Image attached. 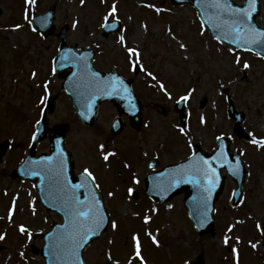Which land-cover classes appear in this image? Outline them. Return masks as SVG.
Here are the masks:
<instances>
[{
    "label": "rangeland",
    "instance_id": "1",
    "mask_svg": "<svg viewBox=\"0 0 264 264\" xmlns=\"http://www.w3.org/2000/svg\"><path fill=\"white\" fill-rule=\"evenodd\" d=\"M235 2L243 4L244 0ZM113 4L122 31L103 38L101 27H98L105 22L104 17ZM261 4L262 12L257 22L264 28V0ZM52 5L57 7V31L67 24L70 27L69 43L81 48L95 47L97 68H122L127 72L128 59L132 62L135 57L130 58L126 48L119 43V37L123 35L127 47L139 51L138 66L146 70L137 74L129 70L143 103V129L134 135V130L127 125L123 136L110 143L111 149L118 150L107 161L109 167L101 160L100 133L108 127L107 122L115 109L104 105L100 121L92 130L81 129L74 123L72 126L71 150L77 158L78 169L89 164L97 173V182L110 204L111 222L118 225L114 230L110 224L100 244L90 250L92 257L99 259L103 255L100 252H107L117 262L127 261L131 256L141 264V260L135 258L132 240L133 236H139L143 264H189L199 259L203 252L208 262L221 263L226 261L228 249L237 246L239 262H264V148L251 143L253 136L264 141V59L219 44L205 27L202 35L196 10L190 5H173L171 0H84L83 4L81 0H35L33 7L41 13ZM157 8L162 11L157 12ZM26 14L28 19H25ZM31 17V6L26 0H0V98L3 101L0 106H13L8 111L0 108V118L6 121L9 139L15 145L19 143L18 149L14 147L9 153L13 167L24 157L19 148L24 137L21 123L25 116L36 120L44 104H41L42 98L59 99L53 118L68 120L72 115L67 109L68 100L53 74V61L57 57L54 50L59 40L55 36L47 42L41 40L33 31ZM109 20L113 18L109 17ZM181 44L185 47L181 48ZM12 45L16 46L12 49ZM245 63L250 67L245 69ZM18 68L21 73L16 76ZM148 72L156 80L148 76ZM161 83L167 94L159 88ZM43 84L48 87L46 92L41 90ZM193 89L195 91L186 102L188 124L184 127L177 101ZM228 101L234 102L243 116L244 133L241 135L234 130V121L227 114ZM219 136L232 140V150L245 153L249 194L247 192L246 201L239 208H232L228 198L234 184L228 181L224 197L217 203V234L208 240L212 248L202 240V245L196 249L193 244L195 230L184 206V196L166 203L149 198L145 191L147 164L156 159L155 170H158L185 161L194 152L195 144L211 152L216 148ZM111 168L118 169L114 170L115 177ZM117 171L123 175V181L122 176L116 178ZM7 186L4 185V191L10 192V196L13 194L18 209L14 216H17L21 211V188L11 191ZM129 189L133 190L131 194ZM109 193L115 194L114 198ZM24 194L26 204H29V193ZM28 208L31 210V206ZM3 213L6 214V208ZM145 217H150V223H144ZM35 218L37 221L44 219L40 213ZM229 228H232L231 234L227 233ZM147 233L156 240L159 238V246ZM226 235L231 238L228 245L223 243ZM253 244L255 249L251 247Z\"/></svg>",
    "mask_w": 264,
    "mask_h": 264
},
{
    "label": "snow or ice",
    "instance_id": "2",
    "mask_svg": "<svg viewBox=\"0 0 264 264\" xmlns=\"http://www.w3.org/2000/svg\"><path fill=\"white\" fill-rule=\"evenodd\" d=\"M84 3V0H81V4ZM26 4L33 6L35 0H26ZM196 4L200 9L198 14L202 15L203 18L200 21L201 24V34L203 35L204 25H211L214 31H216V38L218 41L227 42L231 45H235L237 48H240L244 51H252L251 45L257 46L259 51L256 55L260 56L261 59H264V29H260L258 26L251 24L253 19V14L257 11V0H246L245 6L234 7L231 3V0H196ZM148 7H153L152 5H147ZM157 12L162 11V9H155ZM117 8L113 4L111 10L104 17L103 28H108L109 17L116 19ZM25 19H28L27 14ZM47 18H44L42 21V26L46 24ZM78 24V22H76ZM76 24L73 25L75 27ZM118 26V21L111 24L112 28ZM20 26L18 25L17 28ZM33 31H36L33 28ZM119 43L123 45L129 57H135V60L131 62V67L133 71H136L137 65L140 60V53L134 48H128L125 42L123 35L119 37ZM181 48L185 46L180 45ZM86 57H75L70 56L69 54H64L60 57L61 62L66 60H73L76 63L78 68L81 67L80 62L86 61ZM236 63H240V59H236ZM56 61H53V71H55ZM84 69L87 68L86 63L83 64ZM250 65L245 63L244 68H249ZM141 71H146L141 66ZM36 74L33 73V76ZM153 80H156V77L152 73L148 72ZM47 90V85L44 86ZM89 88L93 91L89 94L87 107L91 110L92 103L95 100V91H102L104 95H119L122 92L130 96L129 90L124 86L122 80H112L108 82L101 81L97 73H91V79L89 81ZM159 88L162 91L165 89L164 84H159ZM194 89L190 91L187 95L180 97V102H187ZM47 97L41 99V104L45 103ZM130 106L134 107V105ZM81 115H84L81 113ZM87 119V116H84ZM204 123V120H201ZM40 122L37 121V124ZM180 131L184 133V129L181 128ZM36 136L33 135L35 140ZM224 137H217L218 141H223ZM251 143L257 145L258 147L264 148V141L257 140L254 136L251 140ZM60 142H56L57 155L55 157H48L42 163L47 165L44 169V175L41 176L42 183L47 180L49 184L54 185L56 191V198L60 205V210L64 212L66 217V222L62 225L61 228L57 229L56 232L49 234L50 248L53 251V255L60 262V264H85L80 258V249L83 248L88 242L94 237L100 234V230L108 223V218L105 215L104 208L101 202V199L97 195V190L100 188V184L96 183V177L93 172L85 167L80 177V183L73 184L67 177V166L64 160V154L60 150ZM100 152L102 153V159L107 162L110 157L115 156L114 152H106L105 145H99ZM29 163H35L29 161ZM217 164L219 167L227 166L229 171L233 176H237L240 171V160H236L235 167H233L232 162L228 159L225 152V148L221 145L218 149L217 154L213 157L212 160L204 159L203 157H198L195 152L192 153V156L189 158V163L187 165H182L181 170L183 172L182 178L176 179L173 181V186L178 185L181 182L190 183L202 187L204 193L200 200V214L203 217L207 216L208 211V200L211 198L213 190L216 188L218 181L220 179L217 169L213 167V164ZM33 175H40V172H32ZM137 183L139 181H136ZM83 190L84 198L82 199L79 193ZM43 191V189H42ZM129 194L132 193V189H129ZM112 195V193H109ZM47 200V196H46ZM15 209V202H13V208L9 212V220L12 218L13 211ZM144 223H150V217H145ZM112 229H117L118 225L115 221L111 222ZM259 227V226H258ZM20 232L26 233L28 230L24 226H20ZM232 229L230 228L229 231ZM29 235H31L29 233ZM153 241L154 244L159 246V241L156 240L155 236H152L151 233H147ZM5 237L0 235V240H3ZM229 236H225L223 243L228 245ZM132 240L134 242V252L135 258L141 260L143 264V257L141 256V242L139 236H133ZM237 243H239V238H237ZM253 248L256 247L255 244L252 245ZM231 251L237 255L238 250L232 248ZM23 255V254H22ZM111 259V257H109Z\"/></svg>",
    "mask_w": 264,
    "mask_h": 264
},
{
    "label": "flooded vegetation",
    "instance_id": "3",
    "mask_svg": "<svg viewBox=\"0 0 264 264\" xmlns=\"http://www.w3.org/2000/svg\"><path fill=\"white\" fill-rule=\"evenodd\" d=\"M69 104L71 102L69 101ZM68 106L70 107V105ZM6 121L4 119L0 118V145H3L6 143V148L4 145V148H0V154H3L4 152V157L1 160L0 163V235L4 236L5 238L3 240H0V264H46L45 257L42 255V250H44V247L46 245V238L45 236L50 233L54 227H57L61 223L64 222V216L57 212V211H50L46 207H44L43 204V199L41 196V193L33 187V184L31 181H23L22 179L20 180H14L12 178V172L14 170V167L12 164H10L9 160V153L13 151V142L10 141L8 137V132L6 125H4ZM58 125H66L69 127V131L66 135V148L69 152L72 153L71 150V131H72V122L70 120H58L52 117V115L49 118V130L48 134L46 136V139L36 147L35 149V157L36 158H47L49 155H51L52 152V138L54 137L56 131H57V126ZM35 131V124L34 128H32L31 132L29 135H26L21 141V150L24 153V157L21 159V162H23L31 150V141H32V136ZM101 139L103 140V144H106V147L110 148V143L114 142L116 139L115 136L112 135L111 133V127L104 128L101 133H100ZM71 150V151H70ZM107 151V150H106ZM75 159V156H74ZM89 165V164H88ZM78 161L76 158V163H75V174H79L83 172V169H78ZM93 174L97 176V173L94 171ZM149 172L145 176V181L147 179V176H149ZM116 178L119 179L122 176V181L124 180L123 175L117 171L116 172ZM112 176L115 177V172L112 173ZM228 181H233L228 178ZM13 183L18 184L21 186V215L19 216L18 221H15V219L11 218L9 220L7 218V215L3 213V209L6 208V211L9 209V206H11V201L9 198L13 199L12 197H8L7 194L3 193L4 191V185H13ZM234 184V183H233ZM12 188V187H11ZM235 185L232 186L231 190V195L228 198V201H231L233 191H234ZM28 192L29 196V204H26L27 200L25 199V192ZM249 194V193H248ZM52 195L56 196V192H54ZM127 195V193H126ZM126 195H123L124 198ZM131 200V199H130ZM112 200L110 201V203ZM33 206V211L30 210L28 207ZM37 213H40L43 215L44 219L43 221H37L36 216ZM15 223H18L16 226H24L28 231L26 233H21L15 228ZM20 223V224H19ZM8 229V230H7ZM4 230L6 232H4ZM29 233L31 235H29ZM228 233V231H227ZM195 241H193L194 248H198L202 245V240H204V244H210V247L212 248L211 243L208 241L210 240L211 237L210 235L207 236H201L197 232H195ZM204 237H207L203 239ZM211 237V238H210ZM102 238H100L98 241L94 243V245L100 244L99 242L101 241ZM208 242V243H207ZM39 243V244H38ZM38 245V249H35ZM11 248V250L9 249ZM232 248L228 249V254L225 262L221 263H213V262H208L206 259V253H202V257L204 262L203 263H198V264H264V262H254V263H242L239 262V258H237V255L234 254L231 251ZM10 250V251H9ZM23 254V255H22ZM99 254V253H98ZM102 256H100L99 259H95L92 257V254L90 253V248H86L84 251L80 253V258L81 260L85 261L86 263H92V264H140L137 261H134V259L131 258L130 256V261H120L117 262L114 258L110 256L109 253L105 252L102 253L100 252ZM263 254V253H261ZM32 259H29L31 258ZM92 257V258H91ZM111 257V259H109ZM52 261H56L54 264H60V262L56 259V257L53 255Z\"/></svg>",
    "mask_w": 264,
    "mask_h": 264
},
{
    "label": "water",
    "instance_id": "4",
    "mask_svg": "<svg viewBox=\"0 0 264 264\" xmlns=\"http://www.w3.org/2000/svg\"><path fill=\"white\" fill-rule=\"evenodd\" d=\"M176 3H180V4L189 3L197 9L198 13L200 12V9L198 8V6L196 4V0H180V1L177 0ZM231 3L234 7H239V6H237V4L233 0H231ZM245 5H246V2H245ZM198 15H199V18L201 20L203 18V16L200 14H198ZM260 15H261V2H260V0H257V11L253 14V19L251 21V24L258 26L257 25V18ZM204 26L207 27L210 30V32L213 34V36L216 38L217 33H216V31L213 30L211 25L205 24ZM259 28L262 29L261 27H259ZM221 43H226L229 46L236 47L235 45L229 44L227 42V40H224ZM250 47L252 48V51L255 53H257L259 51V48H257V46H255V45H251ZM237 49H240V48H237ZM92 60L93 59L91 56L90 57V64L92 63ZM70 65L72 67L75 66L73 61H71ZM80 71H82L81 68H75V75H77L78 78L82 77ZM91 73H93V71L90 72L89 79H91ZM94 73H97V72L94 71ZM100 80H101V78H100ZM89 91H90L89 92V94H90L93 90L90 89ZM98 92L99 91H95V93H94L96 98H95L94 102L92 103L91 110H89V115H86L88 117L87 119H85L84 116L81 115V113H83L82 109L80 107H78V105L76 107L78 115L81 117L83 122L90 127H92L94 125V123L97 119V116L99 113L100 103L103 100H105V98L108 97V96H103L101 98V96ZM110 97L111 96H109V100H111ZM121 101L124 103L121 104V106H119V108L121 110H124L125 108L129 109L130 110L129 115L132 118V123L134 125H136V123H137V127H138L139 124L141 123V119H142V110H141V107L139 106L140 105L139 100L138 101L135 100V102H133V101H130V100L123 98V100L121 99ZM115 102H117V101H115ZM130 102H131V105H134V107L130 106ZM183 104H184V102L181 103V105L178 108L179 112L182 114V117H183V113H184ZM229 113L234 118V120L236 121V129L238 131H241L242 117L236 113L235 106L232 103L230 104V107H229ZM221 145L224 146L227 157L231 162L236 161V159H239L238 153L234 154V155H232L230 153V150H229L230 149V142L227 139H223V141H219V147ZM218 149L212 155H207L201 150V148L199 146H197L195 153L197 154L198 157H203L204 159L212 160L213 157L217 154ZM188 163H189V161H187L186 163L168 168L163 172V174L154 175L152 177L149 176V178L147 180L148 193L156 197L157 195H160L161 193L163 194L164 192H168V193H170V197H171V196L178 195L180 193L185 192L186 193L185 203H186L187 208L189 209L190 215H191L194 223L197 226V229L202 234L209 233V232L213 233L214 232V205H215L216 201L218 200L219 196L221 195L223 188H224V179L220 177V171L222 168H228V167L227 166L219 167L217 164H215V163L213 164V167H215L217 169V172L219 174L220 179L218 181L216 188L213 190V192L211 194V198L208 200L207 216L203 217L200 214V200H201V197L203 195H206V193H204L202 187H198L197 185L190 184V183L181 182L176 186H172V187H174L173 191H172V189H169V188H171V187H169V184H173L174 180L182 178L183 172L180 171L181 166L187 165ZM232 165H234V167H235V164L232 163ZM163 176H168V178L163 181V179H162ZM235 177H236V180L238 183V189H237V193L235 196L236 200L234 202V204L236 205L239 201L240 196H241L242 186H243V182H244V171H243V167H242L241 163H240L239 174ZM79 195H80V193H79ZM97 195L101 199V202H102L101 195L99 194L98 191H97ZM102 205H103V203H102ZM103 208H104V206H103ZM104 212H105V215L107 216L105 209H104ZM107 225H108V223H106L104 225V227L100 230V234L98 236H94L88 243L92 242L94 239L99 237L101 235V233L104 230H106ZM50 251H51V249L47 248L46 253H49ZM49 262H50V259H49Z\"/></svg>",
    "mask_w": 264,
    "mask_h": 264
}]
</instances>
